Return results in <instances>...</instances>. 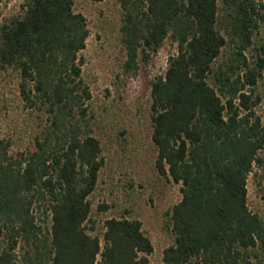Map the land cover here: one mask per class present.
<instances>
[{"label": "trees", "instance_id": "1", "mask_svg": "<svg viewBox=\"0 0 264 264\" xmlns=\"http://www.w3.org/2000/svg\"><path fill=\"white\" fill-rule=\"evenodd\" d=\"M120 3L128 70L169 36L177 43L151 82L156 167L182 184L162 264H264V219L248 203L263 162L264 56L246 55L264 0ZM89 35L74 0H22L0 21V70L19 73L24 105L43 124L17 152L0 136V264H150L154 245L140 220L108 218L103 244L89 231L104 165L82 74Z\"/></svg>", "mask_w": 264, "mask_h": 264}, {"label": "rangeland", "instance_id": "2", "mask_svg": "<svg viewBox=\"0 0 264 264\" xmlns=\"http://www.w3.org/2000/svg\"><path fill=\"white\" fill-rule=\"evenodd\" d=\"M21 1L0 0V21L19 11ZM74 10L88 20L90 35L81 52L85 59L82 74L92 92V124L104 158L97 186L89 196V231L99 235L103 244L108 218L138 219L154 245L150 264H162L163 251L174 240L169 211L182 198V184L161 174L156 167L151 82L165 74L177 43L169 36L149 58L139 57L137 71H130L126 66L120 0H74ZM261 12L263 17L254 33L253 45L246 51L250 60L264 56V7ZM232 49L229 42L224 53L228 55ZM20 81L16 70H0V136L11 141L14 152L33 145L43 126L40 113L24 105ZM256 93L262 99L257 107L262 114L264 69ZM260 155L263 162L249 177L248 203L264 219V149ZM50 223L47 218L46 226Z\"/></svg>", "mask_w": 264, "mask_h": 264}]
</instances>
